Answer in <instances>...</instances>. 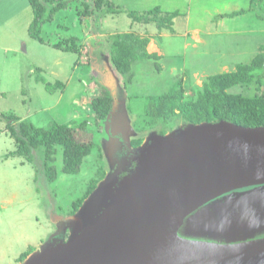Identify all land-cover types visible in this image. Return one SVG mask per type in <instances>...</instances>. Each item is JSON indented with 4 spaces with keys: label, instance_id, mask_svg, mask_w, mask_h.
Here are the masks:
<instances>
[{
    "label": "rangeland",
    "instance_id": "obj_1",
    "mask_svg": "<svg viewBox=\"0 0 264 264\" xmlns=\"http://www.w3.org/2000/svg\"><path fill=\"white\" fill-rule=\"evenodd\" d=\"M79 4V0L71 2L56 12L51 22L43 24L40 36L44 42L39 43L28 35L33 19L28 0H0V113L13 114L21 120L25 117L43 129L85 121L86 131L77 135L94 142L75 175L61 172V149L56 147L52 163L56 178L48 182L37 161L5 159L15 146L3 126L0 264H22L43 245L66 242L72 233L66 220L77 212L72 213L73 202L84 195L91 180L102 173L97 186L113 171L126 170L132 162L129 149H138L149 139L153 141L161 131L168 136L181 129L185 123L175 115L166 120L146 116L143 107L148 96L163 95L181 82L184 99L194 100L209 76L232 72L237 64H249L256 55L264 54L262 2L125 0L131 10L139 8L144 12L157 7L161 16L178 11L180 16L172 21L170 30L158 29L156 23H134L130 27L132 21L125 13L105 14V8L95 10L94 6L92 15L83 21L74 10ZM235 12L240 14L226 17ZM124 33L148 39L147 53L159 58L134 61L130 73L122 76L110 62V44L113 36ZM73 38L78 40L76 52H67L74 54L73 63L63 54L59 64L62 71L55 78L49 72L58 52L53 45L64 40L66 48H71L69 41ZM26 52L29 57H25ZM38 67L43 69L39 75L46 82L69 80L66 88L50 94L32 79L20 85L21 73L26 77L30 71L35 76ZM262 69L264 72V65ZM101 90L109 92L112 107L110 115L95 124L90 102ZM258 91L262 92L263 87L252 84L236 86L229 93L252 96Z\"/></svg>",
    "mask_w": 264,
    "mask_h": 264
},
{
    "label": "water",
    "instance_id": "obj_2",
    "mask_svg": "<svg viewBox=\"0 0 264 264\" xmlns=\"http://www.w3.org/2000/svg\"><path fill=\"white\" fill-rule=\"evenodd\" d=\"M155 137L66 220V242L22 264H264V127L183 124Z\"/></svg>",
    "mask_w": 264,
    "mask_h": 264
},
{
    "label": "trees",
    "instance_id": "obj_3",
    "mask_svg": "<svg viewBox=\"0 0 264 264\" xmlns=\"http://www.w3.org/2000/svg\"><path fill=\"white\" fill-rule=\"evenodd\" d=\"M76 0H28L33 19L28 27V35L43 43L40 36L41 27L52 21L54 14L65 9L71 2ZM80 6L74 9L84 21L92 15V11L105 8V14L125 13L132 23H156L158 29H171L172 21L180 16L178 11L166 12L161 16L159 8H153L144 12L125 10L115 6L110 0H79ZM262 2L264 0H250V3ZM93 4V5H92ZM94 6V9L92 8ZM92 9V11H91ZM240 12L230 13L226 17L232 18ZM66 40V39H65ZM71 48H66V41L61 40L53 47L64 52H76L75 38L70 39ZM148 39L134 36L132 33H124L113 36L110 44V62L119 75L125 76L131 71V64L140 59L157 60L159 57L146 51ZM264 54L256 55L249 64H237L234 71L209 76L198 91L196 99L186 101L183 96L181 82L174 84L167 93L159 96H148L146 98L143 112L151 118L169 119L175 115L185 124L198 125L201 123L228 122L244 128L264 127V82L263 67ZM36 70L35 80L44 85L45 91L50 94L63 91L64 84L60 81L54 83L46 82ZM256 84L262 86L263 91L256 92L252 96H243L229 93L236 86H249ZM112 107V98L109 92L101 90L90 102V109L94 116V123L103 122ZM0 122L5 126L7 133L13 140L15 149L8 153L5 159L18 157L26 162L39 164V171L48 182L56 178L53 163L55 148L61 149V172L66 175L78 173L82 161L87 157L94 145L92 140H81L77 132L86 131L85 121L75 125L53 124L48 129L36 127L26 119L21 120L13 114L0 113ZM160 136L165 131L159 132ZM103 178L91 180L84 195L73 202L72 213L77 211L82 202L94 190L96 184ZM245 188L240 191H245ZM32 250L23 253L19 260L24 259Z\"/></svg>",
    "mask_w": 264,
    "mask_h": 264
},
{
    "label": "crops",
    "instance_id": "obj_4",
    "mask_svg": "<svg viewBox=\"0 0 264 264\" xmlns=\"http://www.w3.org/2000/svg\"><path fill=\"white\" fill-rule=\"evenodd\" d=\"M111 2H112V4L113 5H115V6H118V7H121V8H124L125 10H129V11H136V12H141V11H138V9H136V10H131L130 8L131 7H127V5L126 4H124V2H125V0H110ZM142 11H143V9H142ZM133 25H134V23L132 24L131 23V25H130V27H133ZM136 25H139L140 26V24L139 23H136ZM132 30V29H131ZM23 46V45H22ZM51 48V47H50ZM56 50V49H55ZM62 52V53H61ZM14 54H15V52H14ZM24 54H26L25 55V57H29V55H28V52H26V53H24ZM63 54H65V56L66 57H68V59H69V61L71 62V64L73 63V58H74V54H69V53H67V52H63V51H61V50H58V52H56V55H55V58H54V60L52 61V62H55L54 64H52V66L50 67V70H49V72L55 77V78H57L58 76H60L59 74H57V73H60L62 70H61V68L59 67V64H60V62H61V59H62V57H63ZM15 62V61H14ZM72 67H73V65H72ZM16 69L18 70V66H16ZM37 69H39L40 70V73H41V71L43 70V69H41L40 67H38ZM73 70L75 69V68H72ZM44 72V71H43ZM30 73H32V72H30L29 71V75H27L26 77H24L23 76V74L21 73V75H20V77H19V81H20V85H23L24 84V82H25V85H26V83H28L31 79H32V81L34 82V83H37V84H40L42 87H43V89H45L44 88V85L43 84H41V83H38V82H36V80H35V76H33V75H31ZM23 77H24V80H23ZM42 77V76H41ZM43 78V77H42ZM71 78V77H70ZM44 79V78H43ZM45 80V79H44ZM71 80H73V78L71 79ZM46 81V80H45ZM56 81H59V79H57ZM56 81H54V82H56ZM68 81L69 80H67V79H65V81L64 82H62L63 84H64V88L62 89V90H64L65 88H66V86H65V84H67L68 83ZM22 82V83H21ZM61 82V81H60ZM48 83H50V82H48ZM23 89V88H22ZM62 92V91H61ZM30 100V99H29ZM29 103H30V101H29ZM22 119H26L25 117L24 118H22ZM32 123V122H31ZM4 124L3 123H0V133H3L4 131Z\"/></svg>",
    "mask_w": 264,
    "mask_h": 264
},
{
    "label": "bare ground",
    "instance_id": "obj_5",
    "mask_svg": "<svg viewBox=\"0 0 264 264\" xmlns=\"http://www.w3.org/2000/svg\"><path fill=\"white\" fill-rule=\"evenodd\" d=\"M121 146V145H120ZM114 152V151H113Z\"/></svg>",
    "mask_w": 264,
    "mask_h": 264
}]
</instances>
